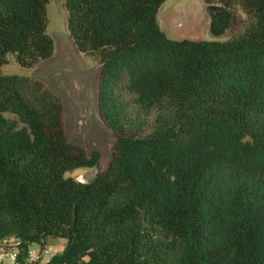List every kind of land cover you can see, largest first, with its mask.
Listing matches in <instances>:
<instances>
[{"label":"trees","instance_id":"16d2710c","mask_svg":"<svg viewBox=\"0 0 264 264\" xmlns=\"http://www.w3.org/2000/svg\"><path fill=\"white\" fill-rule=\"evenodd\" d=\"M48 1L0 0V65L51 56ZM163 1L64 0L114 135L89 180L65 175L100 152L67 139L60 97L0 73V244L17 240L16 264L49 237L62 250L33 264H264V0H238L247 18L223 40L169 37ZM234 20L217 8L209 30Z\"/></svg>","mask_w":264,"mask_h":264},{"label":"rangeland","instance_id":"374dc122","mask_svg":"<svg viewBox=\"0 0 264 264\" xmlns=\"http://www.w3.org/2000/svg\"><path fill=\"white\" fill-rule=\"evenodd\" d=\"M221 7H231L235 20L223 33L214 35L209 30L210 14ZM46 14V30L54 42L51 56L28 66L17 62L10 54L8 61L0 65V73L16 72L36 76L60 97L64 106L67 139L82 145L88 153L94 149L100 152L97 167H75L67 170L65 175L89 180L108 163L114 141L112 131L98 112L99 57L96 52H83L75 46L66 26L64 0H49ZM157 18L161 28L171 38L223 40L243 27L247 13L238 0H164L158 8ZM65 240L59 237L52 245L53 250L60 252ZM32 247L37 248L36 245ZM32 247L29 249L33 250Z\"/></svg>","mask_w":264,"mask_h":264},{"label":"built area","instance_id":"2783aa9c","mask_svg":"<svg viewBox=\"0 0 264 264\" xmlns=\"http://www.w3.org/2000/svg\"><path fill=\"white\" fill-rule=\"evenodd\" d=\"M11 238V239H10ZM6 243L9 245L6 246ZM17 240L14 237L4 238L0 244V264H16ZM39 254L33 250H28L27 261L33 264ZM8 257L9 259H5Z\"/></svg>","mask_w":264,"mask_h":264},{"label":"crops","instance_id":"0c3cea01","mask_svg":"<svg viewBox=\"0 0 264 264\" xmlns=\"http://www.w3.org/2000/svg\"><path fill=\"white\" fill-rule=\"evenodd\" d=\"M59 240V237H49L47 240V243L45 245V247L43 249L40 250L38 243L33 242L29 245L30 249L32 247V245H36L37 248H33V251L38 252L39 256L37 258V260L40 261H46L50 258V256L55 253V251L53 250L52 245L54 244L55 241ZM65 244V242H64ZM64 246V245H63ZM46 255V256H45ZM26 264H32L31 262H28Z\"/></svg>","mask_w":264,"mask_h":264}]
</instances>
